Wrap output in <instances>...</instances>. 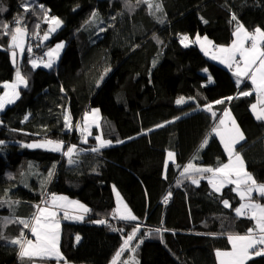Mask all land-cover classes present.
Returning <instances> with one entry per match:
<instances>
[{
  "label": "trees",
  "instance_id": "16d2710c",
  "mask_svg": "<svg viewBox=\"0 0 264 264\" xmlns=\"http://www.w3.org/2000/svg\"><path fill=\"white\" fill-rule=\"evenodd\" d=\"M155 3L162 12L143 0H0V91L17 69L28 82L19 99L0 111V264H24L20 246L11 241L21 232L28 236L29 229L16 221L32 219L46 190L80 199L90 209L83 221L63 223L62 250L73 264H111L135 226L141 231L134 251L116 264H128L127 254L137 256L136 264H219L216 252L231 249L228 235L253 228V220L234 211L245 202L235 185L216 192L207 180L210 173L181 175L189 163L216 168L228 162L211 130L230 108L246 137L236 150L256 181L264 183V121L251 111L252 84L246 79L239 86L225 64L196 44L185 47L181 37L205 35L223 47L233 42L237 23L264 30V0ZM45 10L62 20L59 30L48 32ZM93 13L101 18L99 26ZM16 17L36 36L32 55L42 54L40 62L47 49L63 43L59 62L33 68L26 54L20 61L17 53L14 64L3 25L14 30ZM46 32L52 39L41 46ZM244 91L252 94L240 95ZM180 98L190 101L177 104ZM221 99L223 104L215 103ZM91 109L101 113L99 127L89 120L92 135L74 131ZM66 114L71 129L65 127ZM97 135L112 143L92 152L99 146ZM46 140L63 142L62 151L25 147ZM72 145L77 151L69 164L63 153ZM169 151L176 152V161L166 170ZM115 190L137 220L108 223L116 209ZM100 218L106 223L95 222ZM246 264H264V256Z\"/></svg>",
  "mask_w": 264,
  "mask_h": 264
},
{
  "label": "snow or ice",
  "instance_id": "6c2138e0",
  "mask_svg": "<svg viewBox=\"0 0 264 264\" xmlns=\"http://www.w3.org/2000/svg\"><path fill=\"white\" fill-rule=\"evenodd\" d=\"M138 2H141V0H138ZM143 2L147 3L150 9H154V12L163 11L160 3H155V5H153V0H143ZM22 7L25 13L30 10L28 4H24ZM32 10L34 11V9ZM95 17L96 14L93 13V18ZM232 18L235 20V15H233ZM44 20L46 23L50 24L48 32H55L63 23L57 17H49L47 10L44 12ZM15 23L17 26L14 30L9 29V25L7 24L3 25V28L6 30L4 34L10 35V46L14 49L11 55L14 62L17 57V51H15V49H19L21 54L24 52L25 38L28 34L26 26H21L23 21L20 17L15 18ZM36 27L38 28L39 25ZM234 35L235 39L231 45L228 47H219L217 49L218 55H214L213 59L219 58L221 63L226 64L230 69L234 68V74L238 78V83L240 82L239 78L241 77L249 79L257 94L258 104L264 105V30L257 27L252 33H249L244 29L242 24L237 23ZM48 38L49 36L46 32L43 39L47 40ZM203 39L207 40L208 38L205 36ZM185 41H189L188 36H183L181 38V43H184ZM196 41H201L199 35L196 36ZM208 43H211V41H208ZM184 46L188 47V44L184 43ZM201 46L203 47V44H201ZM62 47L63 44L56 45V49ZM28 51H31V49L29 48ZM48 55L50 57L52 53L49 52ZM257 62L259 63L257 64ZM31 65L33 68L40 66L37 60H32ZM43 67L51 68V59L43 63ZM19 85L27 87V80L21 74L19 69H17L16 82L4 85L9 91L5 92L4 96H0V111H3L6 103L12 104L19 98ZM251 94L252 92L250 91L240 93V95L243 96H249ZM226 99L231 100L233 97H228ZM224 102V99L215 101L216 104H223ZM176 103H184V98H180ZM258 104H252L251 109L257 120L264 121V107L258 109ZM207 110L211 113L213 118H216V113L212 111V105H207ZM98 111L99 110H92L90 114L92 118L91 123L95 124L96 127H99ZM223 117L224 118L219 119L218 124L214 125L211 131L218 136L222 142L223 148L228 156V162L222 163L216 168L197 167L194 164L189 163L183 168V173L181 174L188 173L190 170L196 173H210L211 176L208 178V182L216 192H220L226 185H235V190L240 199L245 202L241 203L239 207L234 209V211L237 216H247L249 219L253 220L254 226L253 228H249L245 235L229 234L227 238L231 242L232 250L217 251L216 256L219 258V264H246V262L252 259L253 256H264V204L255 202L253 197V193H257L259 197L264 198V183H258L253 175L246 170L245 161L242 155L236 150V146L240 144L241 141L245 140V136L236 124L234 118L230 116V111L227 109L224 110ZM64 119L65 127L71 129L72 124L70 114H66ZM85 121V126L81 128V132L87 133V135H92L88 130L89 114L85 115ZM228 121H230V126ZM95 139L99 142V146L91 148L90 151L92 152H99L101 148L112 143L111 140L103 139L101 135H97ZM84 142H87V136H85ZM119 142L122 143L123 141ZM207 142L208 139L206 138L203 141V144L206 145ZM3 143V141H0V144ZM49 146H51L50 150L52 151H62L63 142L46 140L40 143L25 145V147L29 148H48ZM76 151V146L72 145L63 153L68 157L69 164L75 163L72 157ZM167 155L169 159L174 157V153L172 152H168ZM52 175L53 172H49L48 178L50 179ZM191 182L193 184H199V180L196 178H191ZM117 196H119V193H117ZM13 203L18 204L19 202L15 201ZM47 203L48 202L46 201L45 204L47 205ZM223 204L226 207H230L227 200H224ZM69 206H75L83 213L90 211L86 206L77 201L68 200V198L64 196L52 195L51 205L43 208L37 205V212L33 213L31 220L18 219L16 221L23 225L24 229H30V233L34 237V240L27 239L24 237L23 232H21L20 238L11 241L12 244L20 246L21 251L19 255L22 259L28 258L29 261H32L33 258L37 257L41 259H63L62 254L59 251L60 222L56 219L58 212L55 209H66ZM245 209L248 211L245 212ZM117 211H119V209ZM64 218H68V213L66 211L64 212ZM76 218L82 220L83 215H78ZM119 218L129 221L137 220V217L132 215L130 210L121 213ZM3 220L5 225L9 222L8 218H3ZM95 222L100 224L106 223L105 220ZM139 230V226L133 227L131 234H129L124 240V248L129 246ZM79 239L80 237L77 236L76 240L79 241ZM123 250L124 249L122 248L121 252ZM121 252H117L116 256L119 257Z\"/></svg>",
  "mask_w": 264,
  "mask_h": 264
},
{
  "label": "rangeland",
  "instance_id": "374dc122",
  "mask_svg": "<svg viewBox=\"0 0 264 264\" xmlns=\"http://www.w3.org/2000/svg\"><path fill=\"white\" fill-rule=\"evenodd\" d=\"M61 20V19H60ZM101 20V18L100 17H96L95 18V21H94V24L95 25H97V26H99V21ZM62 21V20H61ZM239 24H242L243 25V27H244V29H246L249 33H252L253 31H250L249 29H247L246 27H245V25L243 24V23H239ZM62 25H63V23L56 29V30H59V28L60 27H62ZM99 28V27H98ZM236 29V28H235ZM256 29V28H255ZM262 30V29H261ZM27 36H26V38H25V44H24V52L21 54L20 52H19V49H15L16 51H17V53H18V56H19V60L21 61L22 59H23V56H24V54H26V57H27V59L29 60H35V58H34V54L32 55V52H33V50H34V38L36 37V36H34V35H32L29 31H27ZM235 33V32H234ZM199 36H201L200 34H198ZM183 36H188L189 37V41H185L184 43H187L188 44V46L189 45H191V44H196V45H201V42H197L196 41V35L195 36H192V35H182V37ZM181 37V38H182ZM234 39H235V35H234ZM10 43H11V41H10ZM61 44H63V43H61ZM229 45H231V44H229ZM247 46V45H246ZM63 47H64V45H63ZM60 48V49H56V45L55 46H51V48L50 49H47L46 51H45V53H44V61L43 62H40L39 64H40V66H42L43 67V63H45V62H47L48 60H49V58L47 57V54L50 52V51H53V53L55 54V60L54 61H52V66L54 65V64H56L57 62H59V57H60V55H61V53L63 52V50H64V48ZM213 47H214V45H213ZM10 48H11V46H10ZM31 49V51H28V49ZM217 49V48H216ZM210 58H212L213 59V56H210L209 54H207ZM218 55V54H217ZM32 58V59H31ZM218 61V60H217ZM219 62V61H218ZM259 62H257V64H258ZM223 64V63H222ZM39 66V67H40ZM228 69L230 70V72L233 74V76H234V78L236 79V81H237V83H238V78L235 76V74H234V72H235V69L234 68H229L228 67ZM21 69H19V71H20ZM21 72V71H20ZM203 73H206V74H208L209 75V70L207 69V68H205L204 70H203ZM21 74L23 75V73L21 72ZM24 76V75H23ZM25 77V76H24ZM25 79H26V77H25ZM247 78L246 77H241V78H239V80H240V82L238 83L239 84V86H241L242 84H243V82L246 80ZM27 80V79H26ZM249 80V79H248ZM16 82V76H15V78L13 79V80H8L7 82H5V84H12V83H15ZM249 82L251 83V81L249 80ZM4 84V85H5ZM27 85H28V82H27ZM22 87H24L23 85H19L18 86V91H19V93H20V88H22ZM252 87H253V89H252V92L256 95V99H255V101L252 103V104H258V97H257V94H256V92L254 91V86L252 85ZM9 91V89H7V88H3L1 91H0V96H4V94H5V92H8ZM21 94V93H20ZM19 97H20V95H19ZM19 99V98H18ZM18 99H16L15 100V102L18 100ZM190 101V99H188V98H184V103H186V102H189ZM182 105H183V103H181ZM251 104V105H252ZM7 106H9V104H5V107H7ZM4 107V108H5ZM260 107H264V105H260V104H258V109L260 108ZM92 110H97V109H91V110H89V111H87V113L86 114H89V120H90V122H91V116H90V114H91V112H92ZM227 110H229L230 111V116L232 117V118H234V120H235V122H236V124L238 125V126H240L239 125V123H238V120L236 119V116H234V114H233V112H232V110L230 109V108H227ZM251 111H252V109H251ZM252 113H253V111H252ZM253 115L255 116V114L253 113ZM98 116H99V120H100V118H101V113H100V111H98ZM222 118H224L223 117V114L221 115V118L220 119H222ZM81 120L82 119H80L79 121H78V124H76V126H75V128H74V131H76V130H78V129H80L79 131H81V128H83L84 126H85V123H86V121H85V118L83 119L84 120V123H83V125H81L82 123H81ZM80 122V123H79ZM228 123H229V126H230V121H228ZM88 125H89V123H88ZM241 127V126H240ZM91 127L89 126V128H88V130H90L91 131V129H90ZM94 128V127H93ZM92 128V129H93ZM242 130V129H241ZM86 134V133H85ZM243 134H244V132H243ZM88 138V137H87ZM246 138V137H245ZM84 139H85V137H84ZM242 142V141H241ZM169 152H172V153H174V157L172 158V159H169L168 158V155H167V159H166V161H174V160H176V152L175 151H169ZM168 154V153H167ZM248 170V169H247ZM248 172H249V170H248ZM250 173V172H249ZM251 174L253 175V173L251 172ZM253 177H254V175H253ZM255 178V177H254ZM118 193V192H117ZM52 195V194H51ZM51 195L50 196H46L45 198H44V200H45V202L47 201V202H49L48 201V199L51 197ZM257 195V194H256ZM255 195V196H256ZM44 196V195H43ZM119 198H121L122 199V201H120V202H122L123 204H121V203H119V209L120 210H122V207L125 205L126 207H127V209H129L130 210V207H128V204L126 203V201L123 199V197H121L120 196V194H119V196H118ZM254 197V196H253ZM255 198V197H254ZM256 199V198H255ZM254 199V200H255ZM256 201H258V202H260L261 204H264V202H261V201H259L258 199H256ZM48 204V203H47ZM47 206V205H46ZM43 207H45V206H43ZM43 207H41V208H43ZM123 212H126V211H123ZM100 219H102V218H100ZM107 219H109V221H108V223H112V221H115V220H119V219H117V218H115L114 216H112V217H108ZM103 220V219H102ZM140 226H142L143 227V225L142 224H140ZM139 232L141 231V227H139ZM139 232H137L136 233V236H135V238L130 242V244H129V246L127 247V248H124V244H123V246L121 247V249L123 248L124 250L121 252V250H120V252H121V255L119 256V257H114V260L112 261V263H114V261H115V264L116 263H118V261H119V259L121 258V257H123L124 255H125V253L127 252V251H129V253H131V252H133L134 251V248H135V246H136V244H137V234L139 233ZM129 234H131V232H129L128 234H126L125 235V238H124V240L126 239V237L129 235ZM137 256L136 255H132V254H130L129 255V257H128V261H127V263L128 264H136V263H138V261H137V258H136Z\"/></svg>",
  "mask_w": 264,
  "mask_h": 264
},
{
  "label": "crops",
  "instance_id": "0c3cea01",
  "mask_svg": "<svg viewBox=\"0 0 264 264\" xmlns=\"http://www.w3.org/2000/svg\"><path fill=\"white\" fill-rule=\"evenodd\" d=\"M198 35V34H197ZM196 35V36H197ZM205 37V35H201L200 36V38H201V44H203V47L201 46V45H199V48H200V50L201 51H203L206 55L207 54H209L210 56H214V55H217L218 54V52H217V49L220 47V46H218L217 45V47H213V45L215 44L214 43V41H211L207 36V40H204L203 38ZM208 41H211V43H208ZM55 46V45H54ZM228 46H230V45H228ZM228 46H223V47H228ZM217 48V49H216ZM51 53H52V55L49 57V55L47 54V57L49 58V59H51L52 61H54L55 59V54L53 53V51H50ZM215 60H218L219 62H220V59L219 58H217V59H215ZM225 66H227L226 64H225ZM228 67V66H227ZM204 70V69H203ZM95 124H92L91 123V126H94ZM90 126V125H89ZM239 128H240V130H241V127L239 126ZM242 131V130H241ZM243 132V131H242ZM218 137V136H217ZM219 138V137H218ZM108 146V145H107ZM238 146V145H237ZM236 146V147H237ZM50 147V146H49ZM222 147H223V144H222ZM224 149V148H223ZM243 157V156H242ZM176 160H174V161H166V170H167V168H168V166H169V164H171V163H174ZM244 161H245V159H244ZM192 164H194V163H192ZM245 164H246V162H245ZM195 165V164H194ZM195 166H197V165H195ZM197 167H199V166H197ZM246 170H247V167H246ZM248 171V170H247ZM181 172L183 173V168L181 169ZM189 172H191V173H195L194 171H189ZM184 174H186V173H184ZM182 175V174H181ZM209 178V177H208ZM208 180V179H207ZM227 186V185H226ZM225 187V186H224ZM223 187V188H224ZM222 188V189H223ZM117 190H115V197H116V209H115V211H114V214H112L115 218H117V219H119L120 221H125V220H122V219H120L119 218V216H120V214L121 213H123V211H127V210H129V209H127V207L125 208V205L122 207V210H120L119 209V203H121V204H123L122 202H120V201H122V199L121 198H119L118 196H117ZM119 193V192H118ZM120 194V193H119ZM257 193H253V196L255 197V195H256ZM52 195H56V196H64V197H67L68 198V200H71V201H77V202H79L80 204H83L84 206H86L80 199H76V198H73V197H71V196H67L66 194H52ZM52 195H51V197H52ZM258 195V194H257ZM121 196V195H120ZM51 197L48 199V204H47V206H50L51 205ZM123 199H124V197H123ZM255 199V198H254ZM125 200V199H124ZM255 202H258V201H256V199H255ZM258 203H260V202H258ZM87 207V206H86ZM88 208V207H87ZM119 209V211H117ZM57 212H58V215H57V217H56V219L57 220H59V222H60V236H59V251H60V253L62 254V257H63V259H58V260H56V259H41V258H39V257H37V258H33V260L32 261H29L28 260V258H21V260L24 262V264H65V262H66V264H73L72 262L70 263V262H68L67 260H66V257H65V254H63V250H62V236H63V232H62V228H63V223L64 222H69V221H72V222H80V221H83L89 214H90V211H88L87 213H83V212H81L79 209H77L75 206H69L68 208H66V209H55ZM90 210V209H89ZM67 212L68 213V218L67 219H65L64 218V212ZM130 211H131V209H130ZM131 214L132 215H134V213L131 211ZM78 215H83V219L82 220H80V219H77L76 217L78 216ZM126 221H129V220H126ZM246 233H243V234H238V235H245ZM27 239H33L34 240V237L31 235V233H30V230H29V234H28V237H27ZM231 243V242H230ZM232 249H230L229 251H231ZM20 251H21V249H20ZM20 253V252H19ZM128 257H129V254H127V256H126V258H125V261L124 262H127L128 261ZM112 264V263H111ZM114 264V263H113Z\"/></svg>",
  "mask_w": 264,
  "mask_h": 264
},
{
  "label": "built area",
  "instance_id": "2783aa9c",
  "mask_svg": "<svg viewBox=\"0 0 264 264\" xmlns=\"http://www.w3.org/2000/svg\"><path fill=\"white\" fill-rule=\"evenodd\" d=\"M214 47H217V45L214 44ZM34 58H35L38 62H40V61H42V54H40V56H39V55H35ZM50 195H51L50 190H46V193L44 194V196L42 197V199L39 200V202H37V205H39L40 207L46 206L44 198H45L46 196H50ZM247 211H248V210L246 209L245 212H247ZM36 212H37V208H36ZM114 222H116V224H117L118 222H122V221H120V220H115ZM29 230H30V229H29ZM28 234H29V233H28ZM27 237H28V236H26V238H27Z\"/></svg>",
  "mask_w": 264,
  "mask_h": 264
},
{
  "label": "water",
  "instance_id": "95a60500",
  "mask_svg": "<svg viewBox=\"0 0 264 264\" xmlns=\"http://www.w3.org/2000/svg\"><path fill=\"white\" fill-rule=\"evenodd\" d=\"M49 36V38L47 39V40H45V39H43L42 40V42H41V46H46L47 44H49L50 43V41H51V35L49 34L48 35ZM0 50H3V47L0 45ZM16 59H17V57H16ZM16 59H15V62L13 61V58H12V61L14 62V64L15 65H17V61H16ZM121 250V249H120ZM120 250H119V252H120ZM117 256H115V258H116ZM113 264V263H112Z\"/></svg>",
  "mask_w": 264,
  "mask_h": 264
},
{
  "label": "clouds",
  "instance_id": "9594fccd",
  "mask_svg": "<svg viewBox=\"0 0 264 264\" xmlns=\"http://www.w3.org/2000/svg\"><path fill=\"white\" fill-rule=\"evenodd\" d=\"M238 59H239V57H238Z\"/></svg>",
  "mask_w": 264,
  "mask_h": 264
}]
</instances>
